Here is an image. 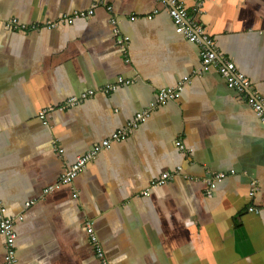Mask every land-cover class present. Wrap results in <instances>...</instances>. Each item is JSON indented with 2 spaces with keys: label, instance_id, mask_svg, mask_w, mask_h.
I'll use <instances>...</instances> for the list:
<instances>
[{
  "label": "crops",
  "instance_id": "1",
  "mask_svg": "<svg viewBox=\"0 0 264 264\" xmlns=\"http://www.w3.org/2000/svg\"><path fill=\"white\" fill-rule=\"evenodd\" d=\"M180 1L191 13L196 0ZM91 8L89 18L43 27ZM196 17L264 98V0H206ZM12 18L40 28L11 29ZM198 67V47L175 33L158 0H0V202L7 215L23 217L14 224L17 264H100L87 222L108 264H264V126L215 72L195 75ZM185 76L178 99L98 153L70 184L43 192L154 91ZM118 78L131 84L98 90ZM87 90L94 95L49 112L47 126L38 118ZM231 170L207 194V174ZM252 180L258 190L250 198ZM3 257L0 235V264Z\"/></svg>",
  "mask_w": 264,
  "mask_h": 264
},
{
  "label": "built area",
  "instance_id": "2",
  "mask_svg": "<svg viewBox=\"0 0 264 264\" xmlns=\"http://www.w3.org/2000/svg\"><path fill=\"white\" fill-rule=\"evenodd\" d=\"M158 1L163 7H165L167 15L173 24L175 33L181 35L188 42L195 44L198 47L199 67L194 70L193 73L195 75H201L209 71L215 72L224 81L225 86L229 90L236 92L242 97L244 102L253 111L260 124L264 126V98L257 92L250 80L238 71L232 60L218 53L214 39L206 33L202 24H200L199 20H197L196 16L202 13V6L206 0H196L191 13L185 8L184 4L180 0ZM107 9L110 10V7H107ZM92 15V8L85 11H75L71 14L63 15L57 20L47 21L43 24V27L45 29L53 30L59 26L71 24L75 20L89 18ZM147 18L150 19L151 16H148ZM5 25L11 29L24 31H28L30 29L36 30L40 28V26H27L25 24H21L15 18L9 19ZM114 35L117 37V44L125 47L128 38L121 37L116 28L114 29ZM188 79V76H185L174 87L161 88L154 91L152 93V100L149 101V103L142 110L136 112L131 120L126 122L123 128L116 130L109 137L102 139L100 142L92 146L87 152L76 156L74 162L60 176L59 180L51 186L45 188L43 192L45 194H51L61 185L70 184L77 176L78 172L84 168L88 162L94 160L98 153L102 150L109 149L113 143L121 142L127 139L141 123L147 120L150 113L158 106L163 105L169 100L178 99ZM123 84L129 85L131 82L129 80L118 78L114 84L106 85L98 90L109 93L117 86ZM94 93L95 90H87L82 92L77 97L68 98L64 104L59 107V110L74 106L86 98L93 96ZM54 109L55 108L50 107L40 110L38 118L41 120L43 125H48L46 116ZM51 145L56 153L61 154L63 152L62 149L58 148L56 140H53ZM175 145L180 151L183 152L185 150L180 141H176ZM179 170L180 168L176 167L173 171H164L158 178L151 180L148 188L139 192V196H148L152 188L165 184L175 173H178ZM233 174V170L229 172L208 173L206 179L204 180L208 189L207 194H210L216 188L218 182ZM257 190L258 188L256 182L254 180L250 181L248 196L253 198ZM73 196L75 197L76 193H74ZM33 203L34 200L28 201L25 203V207L27 208ZM259 211L260 210L257 207L248 208V212L250 213H258ZM22 218L21 214L7 215L4 206L0 202V235L4 238V257L2 264H17L14 245V224L17 221H21ZM85 232L90 244L94 248L95 256L99 260L100 264H108L104 257L102 246L94 234L92 222H87L85 224Z\"/></svg>",
  "mask_w": 264,
  "mask_h": 264
},
{
  "label": "rangeland",
  "instance_id": "3",
  "mask_svg": "<svg viewBox=\"0 0 264 264\" xmlns=\"http://www.w3.org/2000/svg\"><path fill=\"white\" fill-rule=\"evenodd\" d=\"M47 108H50V107H47ZM53 108H55V109H59V107H53ZM44 109V108H43ZM42 110V109H41Z\"/></svg>",
  "mask_w": 264,
  "mask_h": 264
}]
</instances>
